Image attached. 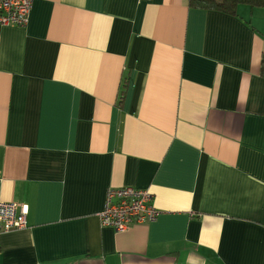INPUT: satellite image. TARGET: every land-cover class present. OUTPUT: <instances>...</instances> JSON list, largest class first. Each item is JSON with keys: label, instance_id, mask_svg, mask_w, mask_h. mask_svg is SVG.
Segmentation results:
<instances>
[{"label": "crops", "instance_id": "obj_1", "mask_svg": "<svg viewBox=\"0 0 264 264\" xmlns=\"http://www.w3.org/2000/svg\"><path fill=\"white\" fill-rule=\"evenodd\" d=\"M33 0L0 24V264H264V8ZM158 214L102 226L108 187Z\"/></svg>", "mask_w": 264, "mask_h": 264}, {"label": "built area", "instance_id": "obj_2", "mask_svg": "<svg viewBox=\"0 0 264 264\" xmlns=\"http://www.w3.org/2000/svg\"><path fill=\"white\" fill-rule=\"evenodd\" d=\"M33 0H0V24L24 26ZM149 189L133 186H110L105 193L99 217L101 225L125 231L132 224H143L155 219L158 211L152 204ZM27 206L0 199V234L27 226Z\"/></svg>", "mask_w": 264, "mask_h": 264}, {"label": "trees", "instance_id": "obj_3", "mask_svg": "<svg viewBox=\"0 0 264 264\" xmlns=\"http://www.w3.org/2000/svg\"><path fill=\"white\" fill-rule=\"evenodd\" d=\"M242 4L251 8H264V0H188L191 7L220 11L229 15H237V9ZM260 75L264 78V49L260 59Z\"/></svg>", "mask_w": 264, "mask_h": 264}, {"label": "bare ground", "instance_id": "obj_4", "mask_svg": "<svg viewBox=\"0 0 264 264\" xmlns=\"http://www.w3.org/2000/svg\"><path fill=\"white\" fill-rule=\"evenodd\" d=\"M152 204L154 205V196H153V198H152ZM154 207H155V205H154ZM156 208V207H155ZM156 210H157V208H156ZM158 211V210H157ZM158 214V213H157ZM157 216V215H156ZM156 218V217H155ZM153 221V220H152ZM102 226H105V225H102ZM107 227H112V226H107ZM112 228H114V227H112ZM115 229V228H114ZM116 230V229H115Z\"/></svg>", "mask_w": 264, "mask_h": 264}, {"label": "rangeland", "instance_id": "obj_5", "mask_svg": "<svg viewBox=\"0 0 264 264\" xmlns=\"http://www.w3.org/2000/svg\"><path fill=\"white\" fill-rule=\"evenodd\" d=\"M243 6H247V5H243ZM151 192V191H150ZM152 193V192H151ZM154 196V195H153Z\"/></svg>", "mask_w": 264, "mask_h": 264}]
</instances>
